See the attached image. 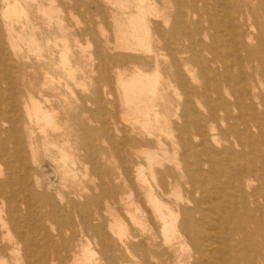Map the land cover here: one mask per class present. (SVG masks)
<instances>
[{
    "label": "bare ground",
    "instance_id": "obj_1",
    "mask_svg": "<svg viewBox=\"0 0 264 264\" xmlns=\"http://www.w3.org/2000/svg\"><path fill=\"white\" fill-rule=\"evenodd\" d=\"M67 1L0 0V79L11 80L12 92L4 99L0 89V105L4 104L0 106V264H108L113 238L125 253L137 258V264H264V160L256 157V164L248 166L236 163L228 171L233 158L244 160L234 147L241 145V134L250 138L255 130L262 137L264 131L253 117L239 115L235 122L243 131L235 122L226 126L229 112L222 111V116L217 111L226 108L216 82L222 74L215 73L219 67L209 66L220 63L225 69L221 62L233 55L241 71L238 79L256 82L251 72L244 74L239 58L243 52L249 66L258 56L257 45L248 44L247 38L254 37L249 30L252 24L263 32L257 40L264 38V0H213L210 44L197 37L200 22L186 19L198 13L197 0H190L187 13L182 9L184 1L174 0L172 15L154 7L167 0H102L114 24V40L100 25L102 40L88 60L94 67L91 76L88 64L74 59L71 52V27L65 20L74 12L66 13ZM88 5L103 13L97 0H89ZM226 27L232 29L226 30L231 49L222 55L218 33ZM82 32L93 35L89 29ZM175 44L179 45L176 51ZM23 46L34 52L38 62L65 71V77L50 78L64 87L66 102L28 91L20 95L19 79L24 83L29 79L33 87L39 76ZM162 49L172 54L169 66L174 71L165 75L167 83L172 76L185 97L172 113L159 109L164 98L157 80ZM149 54L154 55V69L146 70ZM189 63L199 67L204 80L201 91ZM109 65L120 85L121 127L114 111L103 107L106 98L113 106L111 90L94 88L91 110L89 79L92 84L108 82ZM259 66L264 71V59ZM97 68L104 75L95 77ZM77 70L81 71L78 80ZM209 81L215 82L211 83L218 97L214 103L205 90ZM75 85L83 90L80 106ZM238 103H233L234 108ZM95 121L100 124L92 126ZM167 125L170 131L165 130ZM158 129L168 136V144ZM124 131L128 133L122 142L129 149L122 158L112 134L120 136ZM226 135L232 136V142ZM38 137H42L44 156L57 166L51 180L57 175L62 178L58 187H48L39 176ZM100 147L118 161L117 174L94 160ZM255 180L260 184L251 183ZM168 187H187V196L170 206L164 201ZM123 213L136 227L135 234H129Z\"/></svg>",
    "mask_w": 264,
    "mask_h": 264
},
{
    "label": "rangeland",
    "instance_id": "obj_2",
    "mask_svg": "<svg viewBox=\"0 0 264 264\" xmlns=\"http://www.w3.org/2000/svg\"><path fill=\"white\" fill-rule=\"evenodd\" d=\"M182 1H184L183 2L184 5H183L182 9L185 10L187 13L188 8H189L188 4L190 3V0H182ZM72 2L73 1L70 0V2L67 3L68 9H67L66 13L70 12L72 14L74 12V15L73 16L72 15L71 16L66 15V20H65V23L71 27L70 28V35H69V40H70L69 43L71 44V52L74 55L73 56L74 59L78 58L79 61H81L83 64H88V67L86 70L89 72V76H91L94 67L91 66L89 63V62H91L90 57L93 55L92 54L93 50H95L94 49L95 44L99 43L102 40L101 39L102 33H101L100 25H103L102 27L106 28L108 35H109V38L114 40L113 39L114 24H112V19H111L110 14H109L110 12H109L106 4L103 3L102 0H97V2L100 4V7L103 9V13H101L93 5L89 6L88 5L89 0H80L76 4L74 2H73L74 3L73 4ZM204 2H205V6L207 9L204 6ZM147 3H150V1L148 0ZM212 5H213V0H197L195 2V6H197L198 13L195 16H190V15L186 16L187 21H191V22L192 21H199L200 22L201 28L199 29V33H198L197 37H198L199 41H203L205 44L212 43L211 42L212 37L210 36L211 34H213V30L211 29V24H210V18L213 17V13H214V10H212V7H213ZM108 6L110 7V4H108ZM154 7H156V9H157L156 11H158L160 9L163 12H166V14L169 13L172 15L176 10V3L174 0H167L163 4H160V3L154 4ZM111 8L113 9L115 7L112 6ZM70 10H73V11H70ZM152 10L154 11V9H152ZM161 13L162 12H158V14H161ZM71 17H73V19ZM219 17L223 23L227 22L225 17L220 16V15H219ZM152 18H154V16L150 17V19H152ZM170 21H171V18H170L169 22ZM87 29L91 30V32L93 34L92 36H89L88 34H86V35L83 34L82 31H86ZM227 29L232 30V29H230V27L229 28L226 27L225 30H222L221 32L218 33V35L220 34L219 35L220 41L223 43V47L220 46V51H222L221 52L222 55L225 53L227 54L228 50L231 49V41H230V36H228V31H226ZM245 30H246V28L244 27L243 32ZM249 30L254 37L252 39L247 38L248 44H250L251 46L257 45L258 56L253 57L250 65L248 66V63H247L246 59L244 58V53L242 52V56L239 58V60H240V65H242L243 67L240 66V68H243L244 74L247 72H251L253 74L254 80L256 82H252V81L248 80V82L245 83V82H242L240 79H238L237 75H239L241 71L239 69V66H237V59H235V57L233 55H230V56L224 58L223 62H221L223 64V66H225L226 68L228 67V69H226V68L224 69V67L219 66V65H221L220 63H217L218 65H209V66L212 69L219 67V69H218L219 71L215 70V73L217 74V72H218V73L222 74V77H220L219 80H217L216 82L218 83L219 93L224 98V105L226 108H224L222 106V107H220V109L221 108L222 109L217 110V111L222 116L224 115V112H222V111L226 110L227 112H229L230 119H228V123H226V126L229 123L230 124H232V122L234 123L237 120L236 117L239 115L245 119H247V118L249 119V118L253 117V119H254L253 123L256 126H260L264 131V71H262L260 69V66H259V62H260L261 58L264 59V38L260 39L259 41L257 40V38L260 37V34L263 35V32H261V30H259L258 27H256V26L253 27V24L249 26ZM204 34H206L207 37H205ZM81 44H82V47H81ZM173 47H175V51H176V48L179 47V45L175 44V45H173ZM86 48H87V50H90V51L86 52L87 51ZM26 49H27L26 46H23V54H25V52H28L27 54L29 56V63H30V65H32L33 68H35L37 71H39V76H38V79L35 81L33 87H32V84L30 83L29 79H27V80L25 79L26 83H24L20 78L19 84H18L20 95L24 96L25 93H27L26 91H28V92H32L33 94L38 93L41 97L48 96L49 98L55 99L56 101H59L62 104H63V102H66L67 95H66L64 87L60 86V84L57 85L56 82L51 81L52 78H50V77H52V75L55 77L54 80H56V78H58V77H61V78L65 77L66 76L65 71H61L60 68L50 67L48 62H45V61L42 63L38 62V60L36 59V56H34V52L33 51H31V52L26 51ZM199 50L201 53H204L203 55H206V56L211 58V55L209 53L205 52L201 48H199ZM159 52L162 53L160 55L161 56L160 60L162 62L161 63L162 68L160 67L161 71H160V75L157 78V80H158V84H159V86H158L159 92L162 93V95L164 97L161 100L162 104H161L159 109L165 110V111H167V113H170V112L172 113L173 109H174V105L178 102L184 101L185 97L183 94V90L179 87V85L177 83H175V79L172 76L170 77L172 80V81H169L170 84L167 83V79L165 78V75L170 70H171V72L174 71V68L169 66V64H170L169 62H170V59L172 58V54L170 52H168L166 49L159 50ZM86 53L87 54L89 53V56ZM140 55L142 56V58L145 57L144 54H140ZM149 55H147V56H149ZM93 57H94V55H93ZM149 57L151 58V60L149 61V65L143 67L146 70L154 69L153 68L154 59H155L154 55L153 56L150 55ZM54 59H55V63H56V61H57L56 54H55ZM88 60H89V62H88ZM144 60L145 59H143L142 62H145ZM108 62H109V58L108 59L106 58L104 66L106 64H108ZM142 62L138 61L137 65L138 64L142 65ZM165 62H166V64H165ZM180 66H182V65H180ZM106 67H108V65H106ZM111 67L112 66H110L109 69L112 72L110 73V80H108V82L104 83L103 80H99L98 82H94L92 84L90 82V79H89L91 110L94 109V105H92V100H93L92 98H94L92 96H95L93 89L98 88L97 91L103 89L104 92H109V90H111L113 93V100H114L115 104L113 103V106L110 103L108 104L109 100L106 98L105 99L106 101L104 102L105 105H103V107L105 106L104 107L105 110H108V111L113 110L114 111V115H115L114 120L117 122L118 126H120L121 125L120 121H122L121 110L123 107L122 106V100H121V91H120V85H118L116 78L114 77L115 72L113 71V68H111ZM167 67H169V68H167ZM189 67L191 69H193V73L195 74L197 82H199V87H198L199 90L198 91H201V89L203 90L202 85L204 84V82H202V81H204V80L201 77V72L199 70L198 65L193 64V63H189ZM128 69H129V71L132 70V66L129 65ZM222 69H223V72H222ZM97 70H98L96 72L97 74L95 73V75H94L95 77L100 76V75H104L103 70H99L98 68H97ZM182 71H184V70H182ZM47 72L49 73V75H46ZM80 72H79V70L76 71L77 80L81 78ZM223 76H225V78ZM32 77H34V75H32ZM32 77H28V78H32ZM173 79H174V81H173ZM227 80L229 83L227 82ZM209 83H210L209 86L205 90H206L207 95L211 98L210 101L212 103H214L218 97H217V93H214L212 91V84L211 83H215V82L209 81ZM10 85H11V80L8 77H5V76L1 77L0 89L3 90V93H4L3 98L4 99H7L8 97H10V95L12 93L10 91V88H11ZM99 86H101V87H99ZM75 91L78 95V97L76 98V101H77L78 105L80 106L81 103L83 102L82 101L83 90L81 89V86L78 87L77 85H75ZM177 93H180V94H177ZM192 98L195 99V96H192ZM235 101H239L238 108H234V106H233V103ZM260 103H262V104H260ZM242 104H245V106L241 107ZM0 106L4 107V104H2ZM58 115H59L58 116L59 119L62 118L61 117L62 115L60 113ZM170 117L172 118L173 114L170 115ZM111 121H112V119H109L108 123ZM218 121L219 120H217V122ZM94 123H92V126L100 124L99 122H96V121ZM236 124H237V127L241 131H243V127H241L238 123H236ZM169 126L167 125L166 129H165V127H164V129L167 131H170L171 129H169ZM158 132H161V138L168 144L169 143L168 136H166V134L163 133L162 129H160V130L158 129L157 133ZM127 133H128L127 131L121 132L120 136H118L116 134H112L113 138L118 142V144L120 146V152L121 153L119 156L122 158L125 156V152L129 149V146H127L126 143L124 145L122 142L123 137L125 135H127ZM226 136H228L227 139H229V142H232V136L231 135H226ZM37 141H38L39 146H40L39 150L37 151V155H39L40 163H42V167L39 170V176L46 184H48L47 185L48 187L50 185H52L54 187H58L61 184V180H62V178H60V175H57L56 177H54V179H52L53 181L51 180V178H53V177H50V173L53 170H56L57 166L55 165V163L51 162L48 158H46L44 156V154H43L44 151H43V148L41 147L42 137H40V138L38 137ZM96 143L98 145L99 141L97 140ZM239 143H241V145L237 146V144H235L234 147L244 154V155L242 154V156H244L243 157L244 160H242L240 158V160L238 161V160H235L233 158V161L228 165V167H229L228 171L229 172L232 171L236 167V163H241V165L244 164V165L248 166V165L256 164L255 163L256 157H259L261 160H264V134L262 137L261 136L259 137L258 132L255 130H253L250 138L246 137L245 134H241V138L239 139ZM104 146H106V144H104ZM222 146L230 147V145L227 146L224 143L222 144ZM122 154H124V155H122ZM94 160H96V162L101 164V166L103 168L110 170V172L113 171V173L117 174L119 171V169H118L119 166H117V165H119L118 161H115L112 154L109 153L108 151H104L103 148H101V147L99 148V150L95 151ZM139 161L144 162L143 159H141ZM204 167H207V166L204 165ZM46 173H49V176H48L49 178L46 176ZM251 183H254L256 185L260 184V182L257 180H255L254 182H251ZM167 190L169 191V194H168V197H166V199H164V201L166 203H168L170 206H173V203L176 202L177 199H180V197L185 198V196H187V193H188L187 187H180L178 189L173 188V187H168ZM176 194H178L179 196ZM97 207L100 209H103L102 203L100 201H97ZM121 216H122V218H124L125 222L128 223L129 234H135L136 230H137L136 227L132 226L128 222V220L126 219V215H124V213L121 214ZM104 217L106 219H109V215H107V214L104 215ZM116 251H119V253H120L119 258L116 257V254H117ZM108 253L110 254V258H111V260H109L108 264H137L138 263L137 258H135L134 256H131V255H129L123 251V248H121L119 246V244L115 238H113L111 241V247H110V250Z\"/></svg>",
    "mask_w": 264,
    "mask_h": 264
}]
</instances>
